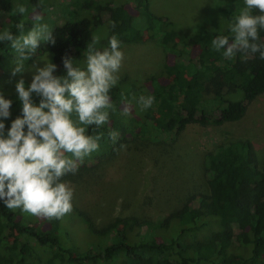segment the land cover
<instances>
[{
  "label": "trees",
  "instance_id": "obj_1",
  "mask_svg": "<svg viewBox=\"0 0 264 264\" xmlns=\"http://www.w3.org/2000/svg\"><path fill=\"white\" fill-rule=\"evenodd\" d=\"M14 1L25 2L29 9L39 5L41 12L46 0H0V9L9 10ZM48 1L73 15L53 28L55 44L42 43L36 53H51L59 69L54 75L64 74L66 54L82 60L84 67L86 45L94 35L101 37L100 49L116 35L122 44L156 40L164 52L162 67L146 76L142 85L121 76L110 93L116 108L110 123L88 129L91 135L102 133L99 150L78 170L105 161L133 138L171 137L189 124L237 121L247 103L264 92V60L258 54L238 53L229 60L211 45L217 35L232 37L229 26L245 7L244 0L221 4L215 19L199 24L192 35L152 13L148 0ZM134 12L142 19L140 27L134 24ZM20 20L19 14H8L16 35L14 25ZM260 39L264 41V30ZM9 50V44L0 43V63L8 59ZM236 93L240 96L228 97ZM2 95L12 100L11 114L4 120L6 134L11 121L22 114L21 103L16 94ZM141 95L154 96L152 107L140 109L136 98ZM32 100L39 103L35 93ZM123 105H130L127 113ZM110 130L119 133L115 143L108 137ZM202 166V190L188 193L181 207L155 222L128 215L98 225L87 211L73 205L70 214L90 237L84 247L73 243L62 219L9 210L0 202V264H264V158L256 159L250 140L236 138L207 151Z\"/></svg>",
  "mask_w": 264,
  "mask_h": 264
},
{
  "label": "clouds",
  "instance_id": "obj_2",
  "mask_svg": "<svg viewBox=\"0 0 264 264\" xmlns=\"http://www.w3.org/2000/svg\"><path fill=\"white\" fill-rule=\"evenodd\" d=\"M229 30L232 37L217 35L211 45L215 51L223 50L225 58L232 60L238 53L245 56L258 54L264 60V0H244ZM33 7V24L26 29L23 19L0 30V43L10 45L14 58L12 75L22 74L26 61L36 55L43 43L55 44L53 28L44 22V16ZM254 10L258 14H254ZM27 8L18 4L13 14L26 15ZM101 37L94 35L86 45L85 66L76 64L69 55L62 57L63 75H54L57 66L46 57H39L43 66L34 69L28 87L23 78L15 83L21 115L11 121L5 134L4 120L10 116L11 99L0 94V202L9 210H21L35 217L60 220L73 210L74 190L62 180L76 174L85 158L99 150L102 133L88 134V129H99L110 123L115 111L111 90L119 82V71L124 61L122 41L112 35L107 47L97 45ZM39 103L32 100V94ZM155 102L154 96L141 95L136 103L147 110ZM125 113L130 105H123ZM75 116V119H73ZM115 143L119 133L108 132ZM120 149L125 148L120 144Z\"/></svg>",
  "mask_w": 264,
  "mask_h": 264
},
{
  "label": "rangeland",
  "instance_id": "obj_3",
  "mask_svg": "<svg viewBox=\"0 0 264 264\" xmlns=\"http://www.w3.org/2000/svg\"><path fill=\"white\" fill-rule=\"evenodd\" d=\"M226 1L148 0V7L152 13L167 17L184 34L192 35L199 24L215 19L217 7ZM49 2L45 1L40 13L50 28L71 19L73 15L66 9L49 6ZM18 4L28 10L21 16L28 22L25 31L32 26L33 7L29 9L25 2L14 1L9 10L0 9V30L9 26L8 14L13 13ZM133 15L134 24L140 27L142 19L135 12ZM122 51L125 58L119 77L136 85H142L146 76L159 71L164 61V52L156 40L145 38L123 43ZM46 55L53 63L51 53H38L26 61L22 74L13 76L14 53L9 50L8 59L0 63V93L17 95L15 83L21 78L27 88L34 72L29 69L33 64L42 67L39 57ZM76 64L82 67L83 61L76 59ZM58 70L56 68L54 74ZM239 96V93L228 95ZM236 138L250 140L256 159L264 158V92L247 103L243 116L237 121L205 126L194 123L176 136L130 139L125 148L118 149L110 158L62 180L74 190L73 205L87 211L98 225L115 216L128 215L155 222L181 207L188 193H197L205 186L204 154L220 142ZM61 226L68 230L77 246L84 247L90 239L76 216H64Z\"/></svg>",
  "mask_w": 264,
  "mask_h": 264
}]
</instances>
